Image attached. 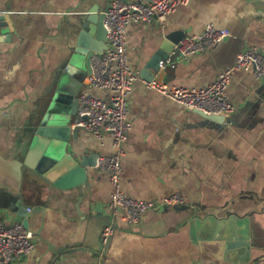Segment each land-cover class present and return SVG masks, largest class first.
Segmentation results:
<instances>
[{
  "label": "crops",
  "instance_id": "1",
  "mask_svg": "<svg viewBox=\"0 0 264 264\" xmlns=\"http://www.w3.org/2000/svg\"><path fill=\"white\" fill-rule=\"evenodd\" d=\"M95 5L103 12L110 0H0V216L8 224L23 221L16 204L23 201L30 206L29 228L36 234L34 249L14 264H53V250H69L55 264H264V77L234 72L228 95L235 111L222 121L146 84L204 87L232 67L241 51L256 47L264 53V0H189L165 22L153 18L127 25L128 61L138 79L128 99L132 128L124 144L121 188L158 204L139 222L109 213L113 187L106 171L89 167L80 194L52 187L29 170L33 124L58 111L55 95L66 56L77 47L81 17ZM208 24L231 34L188 57L175 59L173 53L152 80L141 76L169 32L198 35ZM74 76H65L66 83ZM88 76L81 92L109 97L90 87ZM73 93L67 109L71 123L72 101L79 97ZM67 147L76 155L113 154L111 134L99 139L85 129L71 136ZM16 160L25 163L19 181L9 177ZM174 193L184 196L180 206L186 209L163 205ZM229 214L248 215L247 262L243 255L231 262L203 250L198 219ZM110 222L116 231L103 246L102 230Z\"/></svg>",
  "mask_w": 264,
  "mask_h": 264
},
{
  "label": "built area",
  "instance_id": "2",
  "mask_svg": "<svg viewBox=\"0 0 264 264\" xmlns=\"http://www.w3.org/2000/svg\"><path fill=\"white\" fill-rule=\"evenodd\" d=\"M189 0H150L129 1L110 0L104 25L107 31V49L96 53L91 58V74L88 76L90 87L107 91L109 97L94 95L89 90L79 94L77 113L72 127H80L101 139L104 134L112 136L113 154L98 156L95 167L109 174L113 187L108 204L109 213L114 216L122 213L129 223H137L150 209L158 206L155 201L137 199L127 195L121 188L122 159L125 155L124 144L132 128L129 119L128 99L132 93L138 75L132 70L126 51V28L131 21H150L153 18L165 22L180 5ZM0 14V28H1ZM226 28H217L213 24L205 26L202 33L184 37L176 46L179 57H188L215 46L230 36ZM167 61H161V67ZM253 71L258 79L264 77V53L256 47L248 48L237 55L235 64L223 71L207 86L196 88L169 86L155 81L146 82L150 89H155L168 96L183 107L202 111L206 114L224 115L226 118L235 111L228 91L235 71ZM185 204L180 193L165 198L163 205L174 207ZM116 231L110 222L102 230L101 243L109 244ZM36 234L27 228L23 221L6 223L0 216V264H14L29 254L35 246Z\"/></svg>",
  "mask_w": 264,
  "mask_h": 264
},
{
  "label": "water",
  "instance_id": "3",
  "mask_svg": "<svg viewBox=\"0 0 264 264\" xmlns=\"http://www.w3.org/2000/svg\"><path fill=\"white\" fill-rule=\"evenodd\" d=\"M150 1V0H148ZM109 7L101 12L98 5L89 8L81 17V31L77 39V47L71 50L65 59V73L60 79V85L56 91V101L58 111L49 119H44L40 124H33L35 127L33 138L30 141V150L26 156L28 168L33 173L46 179L52 187L63 189H76L82 194L87 185L88 169L96 164L97 154L76 155L74 150L67 147L71 136L77 137L80 127H72L69 118L68 104L74 97L70 84L66 83L65 76L68 74L78 75L85 71L91 74V58L96 53H102L107 49V31L104 25L106 12ZM186 37L184 30L178 29L169 32L163 39L160 47L149 58L141 70V76L152 80L155 72L161 69V61H167L171 55L175 54V59L179 53L175 51V46ZM79 99L76 97L72 101L70 115H76ZM202 115L222 121L224 115L206 114L198 111ZM16 166L15 173L10 174V178L19 181L22 178V167L25 163L16 160L12 163ZM19 207L17 213L23 218V224L29 228L28 215L30 206L23 201L16 203ZM177 209H186L185 206H175ZM248 215L238 217L229 214L228 217L215 219L209 216L200 221L198 219V229L203 250L213 254L219 259L236 262L238 256L243 255L242 261L249 259V234H245L244 224H247ZM53 259V264L60 256L67 251H57ZM245 256V257H244Z\"/></svg>",
  "mask_w": 264,
  "mask_h": 264
},
{
  "label": "rangeland",
  "instance_id": "4",
  "mask_svg": "<svg viewBox=\"0 0 264 264\" xmlns=\"http://www.w3.org/2000/svg\"><path fill=\"white\" fill-rule=\"evenodd\" d=\"M84 75H86L85 71L81 72V74L79 73L78 75L74 76V78L69 82L72 92H75L78 95L81 93V88L84 82Z\"/></svg>",
  "mask_w": 264,
  "mask_h": 264
}]
</instances>
